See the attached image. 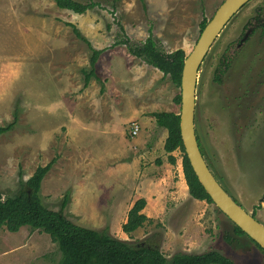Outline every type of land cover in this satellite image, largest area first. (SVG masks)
I'll list each match as a JSON object with an SVG mask.
<instances>
[{
  "label": "rangeland",
  "instance_id": "374dc122",
  "mask_svg": "<svg viewBox=\"0 0 264 264\" xmlns=\"http://www.w3.org/2000/svg\"><path fill=\"white\" fill-rule=\"evenodd\" d=\"M76 1L98 5L79 15L57 8L53 0H0V127L15 120L0 135L2 196L17 194L20 182L54 159L40 194L54 211L68 196L63 214L75 225L130 242L157 241L168 260L178 252L216 249L235 264H264V253L249 237L235 235L233 223L214 204L167 209L130 237L121 231L131 193L121 183L123 161L153 162L164 130L150 114L179 113L174 98L180 90L120 42L137 44L151 33L161 51L181 49L187 56L201 22L224 0H143L144 7L140 0H119L116 9L110 0ZM262 23L264 0H250L222 30L200 66L195 109L208 167L254 217L264 203ZM66 24L103 50L96 68L103 93L94 80L83 88L91 52ZM135 123L140 131L130 136ZM60 257L44 232L0 230V264H57Z\"/></svg>",
  "mask_w": 264,
  "mask_h": 264
},
{
  "label": "trees",
  "instance_id": "16d2710c",
  "mask_svg": "<svg viewBox=\"0 0 264 264\" xmlns=\"http://www.w3.org/2000/svg\"><path fill=\"white\" fill-rule=\"evenodd\" d=\"M53 1L57 8L79 15L94 9L98 5L94 2L82 3L76 0ZM140 1L143 3V0ZM109 2L113 9H116L119 0H110ZM207 22L206 19L201 22L200 31L204 29ZM66 25L71 27L77 38L85 42L91 52L88 59V68L82 71L84 76L83 88H87L90 82L94 80L100 85V93H103L105 89L104 81L96 70L103 50L95 49L82 36L76 26ZM120 44L127 47L129 54L159 70L163 77H168L171 83L180 90L183 62L186 58L183 50L178 49L172 53L161 51L151 33L140 43L132 44L129 39H124ZM174 101L180 105V91ZM150 115L153 117L156 126L167 132L163 146L164 151L172 153L178 150L182 154L183 175L190 197L198 201H204L207 204H213L199 183L185 155L180 135L179 113L160 111L153 112ZM14 124L15 120L5 127H0V135L10 131ZM197 142L202 153L198 136ZM169 161L173 162L174 159L170 157ZM54 163L55 160L52 159L45 166H38L25 183L20 182V190L17 194L3 197L0 192V230L4 228L10 233H16L23 227H29L46 233L51 241L57 245L61 254L57 264H235L228 257L215 250L203 254L178 252L168 260L161 252L157 241L130 242L118 239L107 233L106 230L98 231L75 225L63 214L68 196L63 197L60 209L57 211L48 209L43 203L40 194L41 184ZM145 205V200L139 199L134 202L127 212L126 222L121 226V231L127 236H131L136 230L153 223V220L142 212ZM252 216L254 217L253 214ZM233 232L237 236H246L234 224ZM254 244L264 253L263 248L255 242Z\"/></svg>",
  "mask_w": 264,
  "mask_h": 264
},
{
  "label": "water",
  "instance_id": "95a60500",
  "mask_svg": "<svg viewBox=\"0 0 264 264\" xmlns=\"http://www.w3.org/2000/svg\"><path fill=\"white\" fill-rule=\"evenodd\" d=\"M249 1L224 0L201 31L192 52L186 56L180 81V135L190 166L212 203L247 237L264 249V225L222 188L200 151L195 131L200 66L222 30Z\"/></svg>",
  "mask_w": 264,
  "mask_h": 264
},
{
  "label": "crops",
  "instance_id": "0c3cea01",
  "mask_svg": "<svg viewBox=\"0 0 264 264\" xmlns=\"http://www.w3.org/2000/svg\"><path fill=\"white\" fill-rule=\"evenodd\" d=\"M166 136L167 132L164 130V137L161 141L155 143L158 155L151 164H149L150 162H148L147 158L127 159L123 161L125 167L121 183L131 188V193H128L127 196V200L130 199L128 211L135 201L144 199L146 205L142 212L150 219L152 217H160L167 209H175L177 212H183L186 207L185 204L192 207H199L201 203L207 204L204 201H198L190 197L183 175L182 159L178 161L176 158L178 151L176 150L172 153H166L164 151L163 146ZM141 142V139H136L135 144L141 145ZM149 150L152 149L148 148L147 151L150 152ZM170 157L174 159L173 162L169 161ZM125 203L126 201L124 205ZM183 205L185 206L183 207ZM261 207V209L257 210L259 216H255V218L264 225V203ZM243 208L249 212L247 207L244 206ZM126 217L122 224L126 222ZM120 239L125 238L120 236Z\"/></svg>",
  "mask_w": 264,
  "mask_h": 264
},
{
  "label": "built area",
  "instance_id": "2783aa9c",
  "mask_svg": "<svg viewBox=\"0 0 264 264\" xmlns=\"http://www.w3.org/2000/svg\"><path fill=\"white\" fill-rule=\"evenodd\" d=\"M139 124L135 123V124H132L131 125V128H130V136H136L139 132ZM178 151V150H177ZM179 155H181V159H182V154L178 151Z\"/></svg>",
  "mask_w": 264,
  "mask_h": 264
},
{
  "label": "flooded vegetation",
  "instance_id": "af4514ba",
  "mask_svg": "<svg viewBox=\"0 0 264 264\" xmlns=\"http://www.w3.org/2000/svg\"><path fill=\"white\" fill-rule=\"evenodd\" d=\"M261 25V27H264V23H262V24H260ZM260 32H262V34H264V30L261 28V31ZM252 33V32H251Z\"/></svg>",
  "mask_w": 264,
  "mask_h": 264
}]
</instances>
